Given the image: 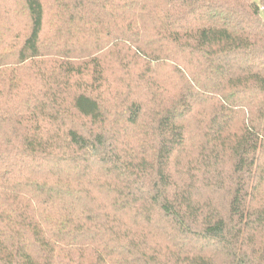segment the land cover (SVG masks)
Returning a JSON list of instances; mask_svg holds the SVG:
<instances>
[{"label":"trees","instance_id":"16d2710c","mask_svg":"<svg viewBox=\"0 0 264 264\" xmlns=\"http://www.w3.org/2000/svg\"><path fill=\"white\" fill-rule=\"evenodd\" d=\"M0 264H264V0H0Z\"/></svg>","mask_w":264,"mask_h":264}]
</instances>
